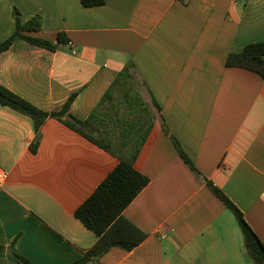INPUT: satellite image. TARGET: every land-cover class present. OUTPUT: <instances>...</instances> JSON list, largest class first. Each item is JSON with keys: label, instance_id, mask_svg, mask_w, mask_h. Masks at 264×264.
Here are the masks:
<instances>
[{"label": "crops", "instance_id": "crops-1", "mask_svg": "<svg viewBox=\"0 0 264 264\" xmlns=\"http://www.w3.org/2000/svg\"><path fill=\"white\" fill-rule=\"evenodd\" d=\"M16 9L23 23L42 22L24 34L57 44L63 33L66 42L51 50L16 40L0 54L1 85L46 111L77 93L70 112L86 120L133 63L134 94L154 117L135 161L150 182L123 211L146 237L85 264H256L207 180L264 243V77L226 65L230 53L264 42V0H0V43L16 29ZM34 138L32 118L0 104V168L9 173L0 264H20L10 247L32 264H70L98 239L75 211L119 159L56 118L43 124L36 153Z\"/></svg>", "mask_w": 264, "mask_h": 264}, {"label": "trees", "instance_id": "trees-1", "mask_svg": "<svg viewBox=\"0 0 264 264\" xmlns=\"http://www.w3.org/2000/svg\"><path fill=\"white\" fill-rule=\"evenodd\" d=\"M81 1L86 7L100 6L105 3V0ZM15 18L16 29L12 35L0 43V54L9 49L18 39H24L30 44L51 50H55L58 44L66 42L63 33H60L57 44L47 39L24 34L25 31L41 29L42 22L39 17L23 23L16 9ZM226 65L246 68L264 77V42L250 43L243 51L230 53L226 59ZM135 75L133 63L126 65L86 120H81L70 112L77 93L72 94L60 110L46 111L0 84V104L31 117L34 122L35 138L30 146L33 153L38 150L43 124L49 118H56L119 159L117 166L75 211V216L92 230L98 239L81 258L70 264H85L99 260L115 246L132 250L146 237V233L141 228L123 215V211L150 182L149 177L136 168L135 161L150 132L154 117L146 119L143 115V112L148 109L140 93L135 90L136 94H134ZM120 104H128L126 113H121L118 107ZM154 105L160 110L155 100ZM90 129H93L94 133H91ZM118 130L122 133L121 142L116 138ZM164 130L168 133L167 128L164 127ZM173 140L182 158L193 170L200 173L180 143L175 138ZM207 184L236 216L251 259L256 264H264V243L247 223L242 211L212 181L207 180ZM4 251L5 247L0 246V252ZM8 251L20 264H32L29 259L16 253L12 247Z\"/></svg>", "mask_w": 264, "mask_h": 264}, {"label": "built area", "instance_id": "built-area-1", "mask_svg": "<svg viewBox=\"0 0 264 264\" xmlns=\"http://www.w3.org/2000/svg\"><path fill=\"white\" fill-rule=\"evenodd\" d=\"M68 43L71 46L73 45V43L71 41L68 42ZM72 51H73L74 54L77 53L76 50H72ZM8 177H9V173L6 170L0 168V183L5 182L8 179Z\"/></svg>", "mask_w": 264, "mask_h": 264}, {"label": "water", "instance_id": "water-1", "mask_svg": "<svg viewBox=\"0 0 264 264\" xmlns=\"http://www.w3.org/2000/svg\"><path fill=\"white\" fill-rule=\"evenodd\" d=\"M91 132H92V130H91Z\"/></svg>", "mask_w": 264, "mask_h": 264}]
</instances>
